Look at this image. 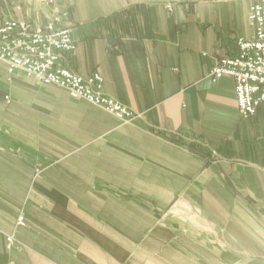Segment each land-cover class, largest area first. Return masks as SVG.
Instances as JSON below:
<instances>
[{"label":"crops","instance_id":"obj_1","mask_svg":"<svg viewBox=\"0 0 264 264\" xmlns=\"http://www.w3.org/2000/svg\"><path fill=\"white\" fill-rule=\"evenodd\" d=\"M254 2L0 0V24L70 28L64 64L99 71L137 114L122 122L0 59V264H264V102L242 117L234 79L211 73L252 36ZM120 186L190 198L213 232L163 240L121 211Z\"/></svg>","mask_w":264,"mask_h":264},{"label":"built area","instance_id":"obj_2","mask_svg":"<svg viewBox=\"0 0 264 264\" xmlns=\"http://www.w3.org/2000/svg\"><path fill=\"white\" fill-rule=\"evenodd\" d=\"M249 22L252 36L237 38L235 52L220 58L211 71L215 81L223 76L234 79L238 110L244 118L253 116L264 102V0L251 5ZM75 47L68 27L36 26L18 18H5L0 24V59L8 62L9 72L23 70L45 84L66 89L73 98L103 106L121 119L133 117L132 110L105 94L104 77L98 71L83 76L64 64ZM18 223L24 224L23 217ZM7 240L11 244L14 238L8 236Z\"/></svg>","mask_w":264,"mask_h":264},{"label":"rangeland","instance_id":"obj_3","mask_svg":"<svg viewBox=\"0 0 264 264\" xmlns=\"http://www.w3.org/2000/svg\"><path fill=\"white\" fill-rule=\"evenodd\" d=\"M20 20L30 22L36 26H46L47 24L52 23L57 27H62L58 25L56 22H48L46 24L41 25V24H36L27 19H20ZM75 99H82V98H75ZM6 100L8 101L9 98L8 99L6 98ZM99 107L108 111L103 106H99ZM110 113L115 115L112 112ZM136 116L137 114L133 111V117H130L128 119H121L118 116L116 117L119 118L122 122H131L132 120H134V118H136ZM140 187L141 189L140 190L136 189L137 193L133 194V193H128L130 192V190L127 187L120 186V190H122L123 192L121 193L122 198L120 199V209L123 213L125 212L126 216L129 211L131 212V209L130 210L128 209L131 207L136 208V211L139 212L138 215L136 216L137 220H142L144 217L146 218L147 216H149L151 219L150 221L152 227L151 230L155 232L157 236H161L163 240H166L168 238L170 240L171 239L170 236L171 237L178 235L181 236L180 235L182 234L181 232H184L183 235L190 234L192 230H194L195 233H200L202 235L200 236L201 239L207 240L209 238V233H211L212 231L211 229H209L211 228L210 226L211 223L207 219V216L203 214L201 205L198 204L196 201L193 202L192 199L181 196H177L172 199H160V198L149 199L143 196L144 186H140ZM21 217H23V221L25 223V217L23 215ZM139 224L140 226L144 227L143 221H141ZM176 232H179L180 234H176ZM188 236L191 237L192 234Z\"/></svg>","mask_w":264,"mask_h":264}]
</instances>
